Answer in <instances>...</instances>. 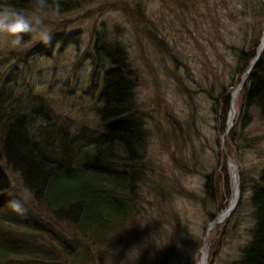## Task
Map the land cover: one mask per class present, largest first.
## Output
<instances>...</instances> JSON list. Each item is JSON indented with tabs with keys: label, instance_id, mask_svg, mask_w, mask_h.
Instances as JSON below:
<instances>
[{
	"label": "rangeland",
	"instance_id": "374dc122",
	"mask_svg": "<svg viewBox=\"0 0 264 264\" xmlns=\"http://www.w3.org/2000/svg\"><path fill=\"white\" fill-rule=\"evenodd\" d=\"M30 1L37 5L32 12L0 0V102L39 110L72 139H95L105 133L99 96L107 55L123 48L135 70L149 169L137 188L134 225L115 234L110 247L93 246L95 263L199 264L204 253L206 264L239 261L251 185L264 168V122L245 108L242 88L225 135L232 103L228 109L221 95L232 96L244 79L243 35L251 43L264 39L258 0H196L199 10L185 14L171 0H143L139 9L133 0ZM47 3L60 4L58 11ZM5 171L35 209L19 176ZM236 178V209L205 242L210 224L229 206Z\"/></svg>",
	"mask_w": 264,
	"mask_h": 264
},
{
	"label": "trees",
	"instance_id": "16d2710c",
	"mask_svg": "<svg viewBox=\"0 0 264 264\" xmlns=\"http://www.w3.org/2000/svg\"><path fill=\"white\" fill-rule=\"evenodd\" d=\"M133 1L143 8V0ZM171 3L184 14L200 8L196 0ZM258 3L263 24L264 3ZM47 5L58 11L60 4ZM12 6L37 9L30 0H13ZM248 37L246 32L245 48L239 54L242 76L257 57L262 40L259 35L251 43ZM94 59L99 66V58ZM105 63L99 96V124L105 133L98 138L80 142L39 110L0 102V264H96L93 246L110 247L115 234L134 225L139 214L137 188L149 169L143 163L146 134L135 96V70L121 47L113 48ZM242 92L245 108L264 122V59L248 74ZM221 98L230 109V94ZM229 141L235 145L234 131ZM5 170L19 176L34 198L35 209L11 187ZM210 186L208 177L207 193ZM251 191L250 226L235 264H264V168ZM38 212L51 219L46 221ZM64 225L67 230L60 229Z\"/></svg>",
	"mask_w": 264,
	"mask_h": 264
},
{
	"label": "bare ground",
	"instance_id": "6f19581e",
	"mask_svg": "<svg viewBox=\"0 0 264 264\" xmlns=\"http://www.w3.org/2000/svg\"><path fill=\"white\" fill-rule=\"evenodd\" d=\"M261 48L264 51V39H263ZM245 83H246V81H245ZM243 87L244 86L237 87L232 93L233 94L232 95V101L233 102H232V108H231L230 115H229V120H228L229 125L233 124V120H234V117H235V114H236L235 103H236V100H237V98H238V96H239V94H240V92H241ZM231 168L235 171V166H233ZM238 201H239V188L235 187V189L233 191L232 199H231V201L229 203V206L219 216V221H223L224 222L227 218H229L232 215V213L234 212V209L236 208V206L238 204ZM206 262H207V256L204 253L199 264H206Z\"/></svg>",
	"mask_w": 264,
	"mask_h": 264
},
{
	"label": "water",
	"instance_id": "95a60500",
	"mask_svg": "<svg viewBox=\"0 0 264 264\" xmlns=\"http://www.w3.org/2000/svg\"><path fill=\"white\" fill-rule=\"evenodd\" d=\"M263 42V41H262ZM261 47H262V43H261ZM260 47V51L258 52V54H257V57L255 58V60L252 62V64H251V66H250V68L248 69V71H247V73L245 74V76H244V79L242 80V82H241V84L239 85V86H244L245 85V81L247 80V78H248V74H250L251 73V71L254 69V67L261 61V60H263L264 59V51L262 50V48ZM233 95V94H232ZM231 100H232V96H231ZM233 101H231V103H232ZM232 108V107H231ZM232 129V124L231 125H229V122H228V127H227V130H226V133H225V135L227 134V133H229V131ZM225 135L222 137V140H223V138L225 137ZM223 147V149H225L224 148V145L222 146ZM228 163H229V165L231 166V167H233V166H235L234 165V163H233V161L231 160V158L230 157H228ZM235 171H236V173H238L237 171H238V167L237 166H235ZM236 187H238V178H236ZM236 209V208H235ZM234 209V210H235ZM221 223H223V221H219V217L218 218H216V220L214 221V222H212L211 224H210V226H209V228H208V230H207V235H206V240H205V242L207 241V236H208V234L214 229V227L215 226H217V225H219V224H221Z\"/></svg>",
	"mask_w": 264,
	"mask_h": 264
}]
</instances>
